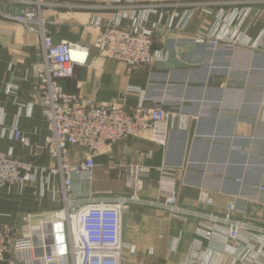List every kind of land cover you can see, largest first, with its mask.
<instances>
[{"label":"crops","instance_id":"obj_1","mask_svg":"<svg viewBox=\"0 0 264 264\" xmlns=\"http://www.w3.org/2000/svg\"><path fill=\"white\" fill-rule=\"evenodd\" d=\"M65 2L68 8L44 10L48 33L55 43L87 47L89 57L85 66L74 68L72 77L60 81L63 91L96 102L125 94L130 111L159 107L169 114L168 146L153 143L148 132L109 145L94 158L91 184L73 180V196L83 198L89 193L131 194L127 182L135 171L143 181L138 194L145 204H131L123 214L122 239L133 252L124 249L122 264H181L193 242L201 241L195 229L204 221L202 213L221 217L231 193L251 197L245 211L233 217L264 227V194L257 196L254 187L264 184V0ZM20 8L0 0L2 12ZM114 22L124 27L140 22L150 32L151 50L162 58L131 73L123 62L103 60L93 48L94 37ZM199 33L213 35L221 46H197L191 39ZM41 60L40 37L0 15V152L34 167V179L22 190L0 188V224L20 236L29 216L36 246L41 235L50 242L45 216L63 208L60 179L47 176L53 163L44 148L49 129L33 73ZM129 88L135 91L127 92ZM14 125L27 145L13 138ZM69 153L71 164L85 156L79 147H69ZM164 164L174 169L179 203L197 211V217L179 221L157 206L156 169ZM202 190L213 199L208 208L199 201ZM202 245L222 251L219 244L202 240ZM213 262L208 255L199 261Z\"/></svg>","mask_w":264,"mask_h":264},{"label":"built area","instance_id":"obj_2","mask_svg":"<svg viewBox=\"0 0 264 264\" xmlns=\"http://www.w3.org/2000/svg\"><path fill=\"white\" fill-rule=\"evenodd\" d=\"M6 1L20 4L21 8L17 13L0 10V15L24 25L30 33L40 37L42 60L33 66V73L41 88V114L49 129L44 148L53 163L47 176L59 177L58 193L63 208L45 216L50 224V242L47 236L41 235L39 246L30 234L29 224L33 221L29 216L25 218L26 233L20 236L13 235L10 229L0 224V264H122L124 249L133 252L122 239L123 214L131 204H145L138 194L144 189L143 181L138 179L135 171L130 173L127 182L131 194L89 193L83 198L73 196V180L79 177L91 184L94 158L109 145L139 138L148 132L153 143L168 146L172 135L168 126L169 114L159 107L151 110L137 107L130 111L124 105L125 94L111 102H96L64 92L60 81L72 77L74 68L85 66L89 57L87 47L63 41L55 43L48 33L43 12L63 7L64 0ZM191 40L197 46L212 49L221 46L220 40L210 34L199 33ZM92 45L103 60L123 62L128 73L162 58L160 52L151 50L150 32L140 22L130 27L121 26L119 22L110 23L97 32ZM134 91L132 88L127 90ZM11 131L15 140L28 144L16 125ZM72 146L85 150L83 159L75 164L69 160V147ZM33 170L30 163L0 152V188L22 190L34 179ZM156 171L157 206L179 221L197 217V211L178 201L174 169L164 164ZM254 187L257 196L264 194V184ZM229 195L231 199L221 217L210 212L202 213L204 221L195 229L201 241L193 242L181 264H202L200 259L207 255L215 259L213 264H264V227L233 217L245 211V202L251 197L240 191ZM199 201L206 208L213 205V199L205 190H202ZM202 240L219 244L218 250L222 251L204 248Z\"/></svg>","mask_w":264,"mask_h":264},{"label":"rangeland","instance_id":"obj_3","mask_svg":"<svg viewBox=\"0 0 264 264\" xmlns=\"http://www.w3.org/2000/svg\"><path fill=\"white\" fill-rule=\"evenodd\" d=\"M64 3H63V8H68V4L65 2V0L63 1ZM65 5V6H64ZM197 5H199V4H197ZM43 18L46 20V18H45V15L43 16ZM47 22V21H46ZM47 26V25H46ZM97 34V33H96ZM94 39H95V37H94ZM85 47V46H84ZM204 47H207V48H210V49H212L211 47H208V46H204Z\"/></svg>","mask_w":264,"mask_h":264},{"label":"water","instance_id":"obj_4","mask_svg":"<svg viewBox=\"0 0 264 264\" xmlns=\"http://www.w3.org/2000/svg\"><path fill=\"white\" fill-rule=\"evenodd\" d=\"M35 243V242H34Z\"/></svg>","mask_w":264,"mask_h":264}]
</instances>
